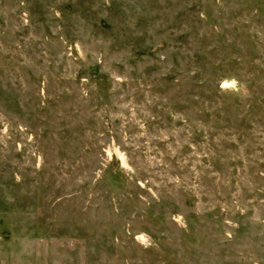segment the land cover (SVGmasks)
<instances>
[{"label": "rangeland", "instance_id": "rangeland-1", "mask_svg": "<svg viewBox=\"0 0 264 264\" xmlns=\"http://www.w3.org/2000/svg\"><path fill=\"white\" fill-rule=\"evenodd\" d=\"M0 264H264V0H0Z\"/></svg>", "mask_w": 264, "mask_h": 264}]
</instances>
